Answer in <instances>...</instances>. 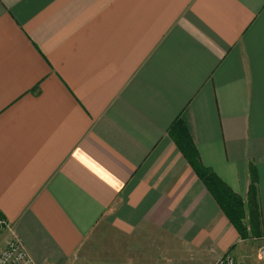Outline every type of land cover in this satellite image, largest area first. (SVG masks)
I'll return each mask as SVG.
<instances>
[{
  "label": "crops",
  "instance_id": "0c3cea01",
  "mask_svg": "<svg viewBox=\"0 0 264 264\" xmlns=\"http://www.w3.org/2000/svg\"><path fill=\"white\" fill-rule=\"evenodd\" d=\"M179 119L247 213L255 167L264 241V0H0V217L36 264L109 229L232 255Z\"/></svg>",
  "mask_w": 264,
  "mask_h": 264
},
{
  "label": "rangeland",
  "instance_id": "374dc122",
  "mask_svg": "<svg viewBox=\"0 0 264 264\" xmlns=\"http://www.w3.org/2000/svg\"><path fill=\"white\" fill-rule=\"evenodd\" d=\"M153 232L149 228L129 234L114 229L97 230L79 252L77 264H214L218 259L203 258L199 263L198 257L177 241L155 237ZM5 239L6 232L0 233V250ZM241 241L230 256L241 264H264L260 254L264 241L259 237Z\"/></svg>",
  "mask_w": 264,
  "mask_h": 264
},
{
  "label": "trees",
  "instance_id": "16d2710c",
  "mask_svg": "<svg viewBox=\"0 0 264 264\" xmlns=\"http://www.w3.org/2000/svg\"><path fill=\"white\" fill-rule=\"evenodd\" d=\"M169 134L193 166L197 176L214 197L225 216L236 228L240 238L242 240H248L253 237H261L259 233V212L256 203L253 202L254 196L256 195V184L258 182L255 167H251V210L247 213L243 198L225 184L215 172L202 164L196 145L182 119L177 120L173 124Z\"/></svg>",
  "mask_w": 264,
  "mask_h": 264
},
{
  "label": "built area",
  "instance_id": "2783aa9c",
  "mask_svg": "<svg viewBox=\"0 0 264 264\" xmlns=\"http://www.w3.org/2000/svg\"><path fill=\"white\" fill-rule=\"evenodd\" d=\"M6 232L7 239L0 250V264H36L25 248L17 239L12 226L0 217V233ZM264 262V247L260 251ZM214 264H241L230 255L219 257Z\"/></svg>",
  "mask_w": 264,
  "mask_h": 264
}]
</instances>
